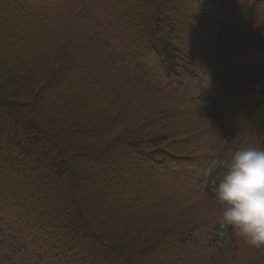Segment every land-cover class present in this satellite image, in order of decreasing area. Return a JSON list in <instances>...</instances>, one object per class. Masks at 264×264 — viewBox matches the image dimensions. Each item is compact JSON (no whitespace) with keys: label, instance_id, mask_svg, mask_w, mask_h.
I'll return each instance as SVG.
<instances>
[{"label":"trees","instance_id":"1","mask_svg":"<svg viewBox=\"0 0 264 264\" xmlns=\"http://www.w3.org/2000/svg\"><path fill=\"white\" fill-rule=\"evenodd\" d=\"M243 143L264 0H0V264H264L211 245Z\"/></svg>","mask_w":264,"mask_h":264},{"label":"clouds","instance_id":"2","mask_svg":"<svg viewBox=\"0 0 264 264\" xmlns=\"http://www.w3.org/2000/svg\"><path fill=\"white\" fill-rule=\"evenodd\" d=\"M213 198L234 237L251 247L264 248V147L248 143L236 147Z\"/></svg>","mask_w":264,"mask_h":264}]
</instances>
